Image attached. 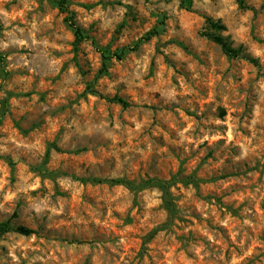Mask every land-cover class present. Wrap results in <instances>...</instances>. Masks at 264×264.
Instances as JSON below:
<instances>
[{"label":"rangeland","instance_id":"1","mask_svg":"<svg viewBox=\"0 0 264 264\" xmlns=\"http://www.w3.org/2000/svg\"><path fill=\"white\" fill-rule=\"evenodd\" d=\"M58 1L0 0V264H264V0Z\"/></svg>","mask_w":264,"mask_h":264},{"label":"trees","instance_id":"2","mask_svg":"<svg viewBox=\"0 0 264 264\" xmlns=\"http://www.w3.org/2000/svg\"><path fill=\"white\" fill-rule=\"evenodd\" d=\"M192 1L193 0H181L180 1V6L181 8L185 10H190L192 7ZM65 1H58L59 8H62V4ZM66 22L69 24V26L73 29L74 36H75V42L80 43L83 40H87L89 37L85 36L84 32L78 28L74 23H73V17L70 15L69 17L66 18ZM208 27L213 30L216 33H219L221 31H225V27L219 23L212 22L210 20H207ZM159 33V31L154 28L151 31H149L144 37H142L139 41L135 42L133 46L129 48H125L120 50L118 53H113L110 54L108 51L103 50L101 51L102 58H103V70L106 68V63L111 59L115 58L117 60H121L127 52H132L135 51L139 45L143 41H148L152 36H155ZM207 38L211 40L213 43L218 45L222 51V53L231 59H237V58H244L242 55V49L239 48H234L232 45L228 42L227 39L221 37L220 35L214 34V33H206ZM2 56L0 55V62H2ZM117 103L121 104L122 106H127V104L118 98L114 99ZM58 150V149H55ZM191 179H188L185 183H189ZM176 182V179H170L168 181H160V180H148L138 186H134L130 182H125L121 180H115V181H110L109 183L111 184H121L124 185L126 188L130 190H142V189H147V188H156L162 193V198H163V203L166 208V210L169 212L170 215H172L175 212L174 206L171 202L170 195H169V188ZM183 182V181H182ZM17 232L22 235H30L32 233L31 230H27L21 227L18 228H13L10 226L9 222H3L0 223V238L9 232Z\"/></svg>","mask_w":264,"mask_h":264}]
</instances>
